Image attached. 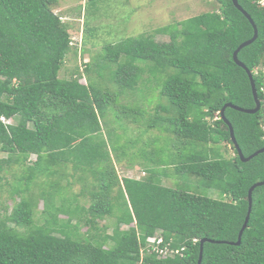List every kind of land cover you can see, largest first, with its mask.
Instances as JSON below:
<instances>
[{
  "label": "trees",
  "instance_id": "trees-1",
  "mask_svg": "<svg viewBox=\"0 0 264 264\" xmlns=\"http://www.w3.org/2000/svg\"><path fill=\"white\" fill-rule=\"evenodd\" d=\"M216 1L215 10L159 29L166 41L141 34L107 43L97 69L111 68L116 88L110 91L90 79L82 83L78 69L59 77L73 48L70 24L52 10L58 0H0V152L7 154L0 171L35 155L13 184L19 201L0 216V264H197L201 239L226 243L205 241L200 264H264V185L252 191L240 244L227 243L237 240L249 187L264 178V152L242 162L221 118L226 103L255 106L248 75L233 60L253 28L231 0ZM237 1L257 27V38L237 57L252 73L261 108L250 114L226 107L224 115L249 156L264 147V75L254 71L264 61V0ZM151 76L160 77L159 95L166 102L153 104L144 120L141 108L117 102L126 93L134 99L139 83ZM110 105L120 106L138 133L173 134L176 152L169 162L176 175L216 189L222 199L163 185L168 173L140 164L145 175L118 176L112 151L117 161L121 156L105 123ZM11 119L15 123L6 122ZM225 143L233 149L229 157L220 147ZM74 173L88 205L71 193L72 181L61 185ZM41 175L48 189L24 196ZM107 217L114 218L110 234L106 225L98 227ZM159 231L173 247H184L182 255L146 252L147 237Z\"/></svg>",
  "mask_w": 264,
  "mask_h": 264
},
{
  "label": "rangeland",
  "instance_id": "rangeland-1",
  "mask_svg": "<svg viewBox=\"0 0 264 264\" xmlns=\"http://www.w3.org/2000/svg\"><path fill=\"white\" fill-rule=\"evenodd\" d=\"M217 7L216 0H93L91 2L89 0H58L52 10L70 24L73 48V51L69 52L64 59L59 77H69L72 71L78 69L83 72V77L80 78L82 83H86L90 79L96 86L114 91L116 87L109 81L111 68L105 65L103 69H97V65L104 64L102 54L107 43H115L123 38L141 34H149L157 42L166 41L168 36L159 32V29L190 16L215 10ZM74 48H76V52H74ZM85 67H89L88 73H84ZM254 71L264 75V61ZM144 76H148V74L145 73ZM158 78L160 77L151 76L141 81L134 99L133 96L130 97L129 93H126L119 97L117 104L124 105L129 102L132 109L141 108L139 110L143 112L142 117L145 116L144 120H147L151 115L149 109L152 106L157 102H166L165 98L159 95ZM107 111L105 123L106 126L111 127V140L118 147L121 156L117 161V154L115 155L112 151V159L118 176L139 177L142 174L145 175L146 171L142 169L143 167L159 173H168L169 177L161 178L163 185L222 199V195L216 189L197 187L193 179L186 181L176 175L175 168L169 162L171 155L176 152L173 134L157 129H143L138 133L139 130L135 129L137 126L122 116V113H119L120 106L110 105ZM115 115H118L117 118ZM107 119L110 121L108 122ZM6 122L15 123L13 119ZM115 130L118 133H115ZM122 147H124V151H122V153L125 152L124 154L120 152ZM220 147L225 156L233 155V149L229 144L225 143ZM5 157L7 154L0 152V158ZM34 160L35 155H29L23 163L3 165L0 171V216L8 214L14 203L19 201L21 195L12 196L13 184L15 179L22 175L25 166ZM161 162L163 164H160ZM66 172L73 174L70 168ZM77 175L78 173H74V176L62 179L61 185L65 184L67 180L72 181L71 193L78 195V202L82 205H88V201L79 196L82 182L76 179ZM45 180L46 178L41 175L40 178L30 183L29 191L24 192L23 195L39 193L42 189L47 190L48 185L40 184ZM15 185H18V182H15ZM42 207L43 201L40 199L37 212H35L36 217ZM59 218H65V216L59 215ZM104 225L107 226L106 232L110 234L114 226V218L107 217L98 220V227L102 228ZM121 228H127V226L121 224ZM85 229L84 227L81 231L84 232ZM98 231L102 232V229Z\"/></svg>",
  "mask_w": 264,
  "mask_h": 264
},
{
  "label": "water",
  "instance_id": "water-1",
  "mask_svg": "<svg viewBox=\"0 0 264 264\" xmlns=\"http://www.w3.org/2000/svg\"><path fill=\"white\" fill-rule=\"evenodd\" d=\"M232 3L234 4V6L240 10L243 15L248 19V21L250 22V24L252 25V28H253V35L250 39L248 40H245L243 41L242 43H240L237 48L234 50L233 52V60L236 62V64H238L239 66H241L242 68L245 69L247 75H248V78L250 80V85H251V90H252V94H253V98H254V102H255V106L253 108H242V107H239V106H236V105H233L231 103H226L220 110V114H221V118L223 119V121L227 124L228 128H229V134H230V140L240 158V160L242 162H245V161H248L251 157L259 154V153H262L264 152V147L263 148H260L259 150L253 152L252 154H250L249 156H244L235 140V137H234V132H233V128L232 126L230 125V123L228 122V120L225 118V115H224V110L226 107H232L236 110H239V111H242V112H245V113H255L256 111H258L260 108H261V103L257 97V91H256V87H255V83H254V80H253V77H252V73L251 71L241 62L238 60V57H237V54L239 52V50L241 48H243L244 46L252 43L256 38H257V27L256 25L254 24L252 18L250 17V15L238 4V1L237 0H231ZM264 185V178L262 180H259L257 182H255L254 184H252L249 189H248V192H247V199H248V208H247V212H246V215H245V218H244V221H243V224L238 232V236H237V240L236 242H227V243H230V244H235V245H238L240 244V240H241V235H242V232L243 230L246 228L247 226V222H248V219H249V215H250V212H251V205H252V191L258 187V186H262ZM205 241H210V242H223V243H226L224 241H215V240H211V239H201L200 240V245H199V256H198V260H197V264H200L201 263V258H202V250H203V243Z\"/></svg>",
  "mask_w": 264,
  "mask_h": 264
},
{
  "label": "built area",
  "instance_id": "built-area-1",
  "mask_svg": "<svg viewBox=\"0 0 264 264\" xmlns=\"http://www.w3.org/2000/svg\"><path fill=\"white\" fill-rule=\"evenodd\" d=\"M3 121L4 119L1 118ZM147 245L144 247L146 252L155 253L160 258L173 257L176 254L182 255L184 247H173L171 245V239L165 241L162 233L159 231L153 235H149L146 239ZM196 241V239H193Z\"/></svg>",
  "mask_w": 264,
  "mask_h": 264
}]
</instances>
